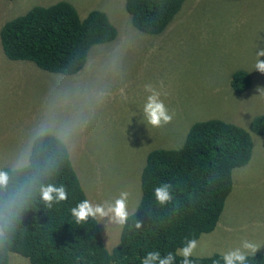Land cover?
<instances>
[{
  "label": "rangeland",
  "instance_id": "374dc122",
  "mask_svg": "<svg viewBox=\"0 0 264 264\" xmlns=\"http://www.w3.org/2000/svg\"><path fill=\"white\" fill-rule=\"evenodd\" d=\"M71 4L81 18L104 12L118 35L93 46L84 68L74 76L41 71L6 58L0 45V161L22 163L35 137L61 138L86 195L107 209L128 193L130 214L141 199V171L155 150H178L193 124L219 120L251 130L264 117V73L256 52L264 48V0H185L159 35L132 24L125 0H0V30L35 6ZM264 61V57H260ZM237 71L249 76L233 88ZM161 93L172 120L147 123L144 86ZM64 114L78 126L72 131ZM62 125V126H61ZM252 156L232 171V190L215 230L198 240L194 254L221 255L247 240L264 255V134L250 133ZM104 243L111 252L122 225L101 218ZM243 250V249H242ZM13 254V253H12ZM247 254H251L247 252ZM10 264H28L14 256Z\"/></svg>",
  "mask_w": 264,
  "mask_h": 264
},
{
  "label": "trees",
  "instance_id": "16d2710c",
  "mask_svg": "<svg viewBox=\"0 0 264 264\" xmlns=\"http://www.w3.org/2000/svg\"><path fill=\"white\" fill-rule=\"evenodd\" d=\"M184 1L125 0V9L137 30L159 35ZM117 35L104 12L93 10L81 18L63 1L35 6L7 22L0 31V45L9 60L31 62L55 75L74 76L84 68L93 46L112 42ZM233 75V88L239 92L244 89L241 80L246 84L249 76L244 71ZM251 132L264 134V117L254 119L250 131L219 120L197 122L182 148L148 154L141 171L140 202L111 252L103 244L95 219L77 223L71 215L74 201H83L86 195L63 140L52 134L36 137L20 165L3 166L0 161V172L9 178L7 187L0 188V202L26 188L8 239L0 241V264H10L12 253L27 258L28 264H142L149 252L159 251L161 257L175 254L187 240L198 241L215 230L232 190V171L251 159ZM32 172L44 178L37 179ZM46 181L64 185L68 192V199L53 203L52 210L34 188ZM165 183L170 185L172 200L160 205L154 189ZM222 256L195 255L191 260L192 264H223ZM247 256L246 264H264L263 254ZM174 264H182V257L177 255Z\"/></svg>",
  "mask_w": 264,
  "mask_h": 264
},
{
  "label": "clouds",
  "instance_id": "9594fccd",
  "mask_svg": "<svg viewBox=\"0 0 264 264\" xmlns=\"http://www.w3.org/2000/svg\"><path fill=\"white\" fill-rule=\"evenodd\" d=\"M256 56V70L261 73H264V61H261L260 59V57H264V48L259 49L256 52ZM144 89L145 92L149 93V95H147L146 102L143 107V114L147 120V123L153 127H160L162 124L170 123L172 120V115L169 114V111L165 106L164 101L161 99V93L157 91L152 84H146L144 86ZM258 91L264 93V89H258ZM64 115L65 116L63 120L65 125L72 131L77 129L78 126L76 125V122L73 117L66 114ZM68 154L70 162H72L73 155L69 153V151ZM71 167L75 172L73 165ZM32 173L37 179L43 177V175L41 174H37L34 172ZM75 175L77 176L76 172ZM8 179L9 178L6 172H0V188L7 187ZM47 181L41 182L40 184L36 183L34 188L39 190V199L43 201V203L52 210L53 203H59L68 199V192L64 185L56 186L55 183L47 184ZM169 187L170 185L165 183L161 184L160 186L154 189L155 199L160 205H165L171 202L172 196L169 194ZM25 193L26 188L22 187L19 192L9 196L5 201L0 202V241H7L9 233L13 228L16 219L19 216L20 209L25 199ZM127 199L128 193L121 192L119 198H117L113 204L108 205L106 209L103 204L96 203L98 197H91L89 195H86V199L83 201L73 200L74 206L71 209V215L75 218L77 223L86 222L89 218L95 219L100 231L101 225L103 231L105 230L104 223H100L101 218L110 219L112 222L122 225L123 227V225L127 222L128 216L131 215L135 210L134 208L133 212H131L130 214L128 213ZM136 227L140 228V224L137 223ZM101 238L103 244L105 245L103 234ZM197 244L198 241L196 239H189L187 240L185 246L178 249L175 254L169 252L166 256L163 257H161L159 251L149 252L143 258L142 264H174L177 255L182 257V264H192L191 257L197 249ZM258 250V245L245 240L242 243V248H236L223 254V264H246V261L248 259L247 252H250L251 254L255 255ZM14 256L18 255L12 254L11 258H13ZM216 264H219V262L217 261Z\"/></svg>",
  "mask_w": 264,
  "mask_h": 264
},
{
  "label": "crops",
  "instance_id": "0c3cea01",
  "mask_svg": "<svg viewBox=\"0 0 264 264\" xmlns=\"http://www.w3.org/2000/svg\"><path fill=\"white\" fill-rule=\"evenodd\" d=\"M197 246H198V244H197ZM195 255H197V256H203V255H198V254H196V253H195V254H193V256H195Z\"/></svg>",
  "mask_w": 264,
  "mask_h": 264
}]
</instances>
